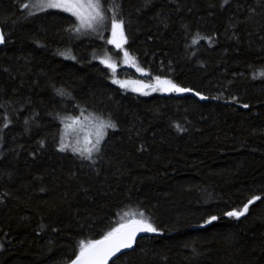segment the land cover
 Here are the masks:
<instances>
[{
    "label": "trees",
    "instance_id": "1",
    "mask_svg": "<svg viewBox=\"0 0 264 264\" xmlns=\"http://www.w3.org/2000/svg\"><path fill=\"white\" fill-rule=\"evenodd\" d=\"M27 1L0 0V264H66L140 213L162 235L115 264H264V0H100L126 61L205 100L122 91L97 60L109 46ZM78 116L116 125L91 160L58 150Z\"/></svg>",
    "mask_w": 264,
    "mask_h": 264
},
{
    "label": "snow or ice",
    "instance_id": "2",
    "mask_svg": "<svg viewBox=\"0 0 264 264\" xmlns=\"http://www.w3.org/2000/svg\"><path fill=\"white\" fill-rule=\"evenodd\" d=\"M150 2V0H147ZM228 0H225L227 3ZM23 9L36 8L41 11L48 9H57L62 12H66L71 16L75 17L79 22V26L75 28V31L79 33L82 28L91 29L94 25L102 23L105 20L104 11L99 0H30L29 3H24L22 5ZM33 13L29 12V15ZM111 33L112 39L108 41L109 44L115 45L117 49L123 51V56L125 60L129 59L128 51L123 49V45L127 43L124 32V21L116 19L113 15L111 19ZM203 39V37H200ZM198 40L194 38L193 43H197ZM5 43V38L2 32H0V45ZM71 58L65 54V59ZM99 63L103 64L105 67L112 69L115 72V65L108 62L106 59H101ZM137 71L141 75H148L141 68H137ZM261 77H264V73H260ZM257 77H254L256 79ZM153 84H145L141 81L130 82L132 87L131 91L138 92L140 95H150L151 92L159 91L162 93H185L192 92V95L198 96L200 100L207 99L206 96L201 95L199 92L193 91L191 89H186L179 87L177 84L173 83L170 79H161L159 76L153 78ZM112 83L119 84L121 88L128 87L127 83L120 82L116 79L112 80ZM57 95L65 96L67 95L63 89L57 90ZM235 103V101H233ZM241 107L247 108V104H242ZM25 124H29L28 120H25ZM9 123L7 117H5V122L3 128H8ZM69 127V125H66ZM116 125L111 121V119H98L95 124V140L86 139L85 144L91 145L90 147H85L79 149L73 147L71 151L73 154H80L82 158L92 159V152L95 150L97 153L100 151L99 145L103 142L104 137L107 135V129L115 130ZM2 131V129H0ZM43 147V144H41ZM60 152H65L69 150V145L61 139V146L58 149ZM87 155H84V154ZM260 197L256 196L249 201V204L254 203L259 200ZM248 212V205H245L242 210H233L225 213L226 216L239 220L242 216H245ZM140 219H131L126 222L119 223L118 226L112 228L99 240H89L87 242H81L79 246L78 255L72 260L71 264H108L109 260L113 257H117V254L124 249H131L136 242V238L141 233H153L156 235H162L159 230L146 218L144 214L140 213ZM218 217L215 215L210 216L204 225L201 227H206L207 225H212ZM115 264V261H113Z\"/></svg>",
    "mask_w": 264,
    "mask_h": 264
},
{
    "label": "rangeland",
    "instance_id": "3",
    "mask_svg": "<svg viewBox=\"0 0 264 264\" xmlns=\"http://www.w3.org/2000/svg\"><path fill=\"white\" fill-rule=\"evenodd\" d=\"M29 2H30V0L27 1L26 3H29ZM99 2H100V0H99ZM25 11H27L28 13L31 12L33 14L42 13V12H46V11L62 12V11H59L57 9H48L45 11H41V10L36 9V8L25 9ZM62 13H65L74 19L75 28L79 26V22L76 20L75 17L71 16L70 14H68L66 12H62ZM76 34L78 35V37L80 39H88V40L92 39L94 41H97V42H100V43L106 45V47L109 46V49L111 48L110 50H112V52H116V50H118L115 47V45L108 43V41L112 39L111 24L106 26L104 24V21L102 23H98V24L94 25V27L91 29L82 28L81 31L79 33L76 32ZM112 52L108 51L107 53H103L101 56H99L97 58V60L99 62L101 59H106V60H108L109 63L115 65V72H113L112 69H110V68H107V67L106 68L109 70L111 82L113 79H116L120 82H124V83L128 84V87L121 88L119 86V84L113 83L115 86L121 88L122 91H124L126 93L127 92L131 93L135 96H140V97H148V96L153 95V94H160V95L175 94L174 92L173 93H162L159 91H155V92H151L150 95L144 96V95H140L138 92L131 91L132 85L130 82H132V81H141L145 84H153L154 80L148 78L147 75H141V73L139 71H137V69L133 63H131V62L129 63L124 58L123 59L122 58L121 59L116 58L114 56V54H112ZM101 65L103 67H105L103 64H101ZM123 69H125L126 71H122ZM130 71L134 72L135 77L128 76L127 73H129ZM98 119H99V117H94V116H85V117L84 116H82V117L78 116V117L67 118V119L63 120L61 122L62 134H61L60 141H59V148L61 146V139L62 138H63L64 142L69 145V150H67L65 152H68L71 154H73V152L71 151V149L73 147L77 148L78 153H79V149L85 148V147H90L91 145L85 144V140L86 139H91L92 141L95 140V124L97 123ZM66 125H69V127H66ZM95 153H97V152L94 150L92 152V156ZM74 155L81 157L80 154H74ZM84 155H87V154L85 153Z\"/></svg>",
    "mask_w": 264,
    "mask_h": 264
},
{
    "label": "water",
    "instance_id": "4",
    "mask_svg": "<svg viewBox=\"0 0 264 264\" xmlns=\"http://www.w3.org/2000/svg\"><path fill=\"white\" fill-rule=\"evenodd\" d=\"M0 32H2L1 28H0ZM3 46H4V44L0 45V47H3ZM196 97H198V96H196ZM198 98H199V97H198ZM151 235H153V233H141V234H139V235L137 236L136 241H137L138 239L142 238V237H147V236H151ZM135 244H136V242H135ZM135 244L133 245V248H131V249H124V250H122L120 253L117 254V257H113L112 260H109L108 264H110V263H112L113 261L117 260V259H118L120 256H122L123 254L132 251V250L134 249V247H135ZM74 259H75V258H74ZM74 259H73V260H74ZM71 262H72V260H71L70 262L66 263V264H71Z\"/></svg>",
    "mask_w": 264,
    "mask_h": 264
}]
</instances>
